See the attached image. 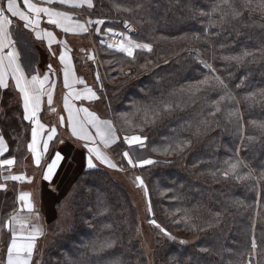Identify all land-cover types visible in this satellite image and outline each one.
<instances>
[{"label":"trees","instance_id":"obj_1","mask_svg":"<svg viewBox=\"0 0 264 264\" xmlns=\"http://www.w3.org/2000/svg\"><path fill=\"white\" fill-rule=\"evenodd\" d=\"M233 2L240 16L222 0H93L85 11L107 20L104 27L120 29L129 20L135 27L129 35L152 45L151 52L137 50L133 60L98 44L102 67L88 73L93 79L100 74L98 112L112 120L118 140L146 137L145 149L154 156L153 164L130 167L118 149L110 150L144 181L149 218L175 237L154 226L153 264H264V12L259 0ZM217 5L228 13L223 19L213 11ZM244 52L251 55L243 62L226 59ZM206 77L209 86L195 91ZM252 94L255 101L247 99ZM217 101L221 111L213 117ZM145 108L159 112L154 122L143 123ZM22 114L15 94L0 90V128L8 147L2 158L19 162L25 155L30 127ZM178 143L187 146L161 154ZM232 157L243 161L240 172L251 178L223 176L222 162ZM74 174L72 224L44 249L41 264H149L124 184L104 167L86 168L84 159ZM17 198L12 190L0 193V248Z\"/></svg>","mask_w":264,"mask_h":264},{"label":"snow or ice","instance_id":"obj_2","mask_svg":"<svg viewBox=\"0 0 264 264\" xmlns=\"http://www.w3.org/2000/svg\"><path fill=\"white\" fill-rule=\"evenodd\" d=\"M42 3L48 6H41L40 2H33V0H6L5 3L0 5V89L9 88L8 77L11 75L14 81V87L20 93L22 98L23 107V119L30 121L33 127L31 128V142L27 145L29 151L32 153L34 163L37 167L41 165V161L49 151V142L53 141L57 136L56 127L46 128V125L41 122L39 113L41 111L42 97L47 96V102L49 106L53 102V91L55 89V83H50V77L48 73H55L52 65H48V73H45L41 78L38 74L31 75L25 74L24 67L21 66L19 53L15 50V41L12 38L10 28L13 25V18H18L19 21H23L24 28L32 29L35 31L37 39L46 38L49 49L51 45L56 41L52 31L38 30L41 22V14L47 17V23L54 25L61 29L64 33H87L88 27L86 24H103V20H88L86 23H81L79 20H74L73 17L66 11H58L52 5H71L72 7H81L87 5V7H93V0H41ZM253 0H245V6L251 5ZM222 4L231 9L234 16H240L242 13L236 8L233 0H222ZM257 7L264 12V0H259ZM220 10L222 12L221 19L228 15L219 5L213 9V11ZM124 11H131L130 9H124ZM203 14V13H202ZM125 28H129L126 23ZM99 31L100 29H96ZM107 32L113 36L119 35L121 39L115 44H109V48H116L120 52L126 54L129 58L135 59V52L137 50L152 51V45L148 43H139L132 36L126 33H115L111 28L107 29ZM64 44L66 48V42H59ZM103 43V41H102ZM5 48L11 50L5 53ZM251 55V53L244 52L238 56L227 57L226 59L235 60L237 62H243L244 59ZM93 59V57H89ZM60 63L63 65V85L69 91L63 98L64 110L68 113L67 124L70 128L71 136L77 141H84L83 147L87 150V167L89 169L95 168L96 165L93 162V158L99 161L101 164H106L109 168H117V165L112 162L111 158L105 151L102 150L109 148L115 144L119 137L116 135V129L110 119H101L96 112L90 111L87 107H75L72 104V100H98L96 92L92 88L85 84L82 78H77L72 65L71 57L68 55V51H61L59 55ZM209 67L208 65H205ZM30 76V78H29ZM97 79L99 77L97 76ZM74 84L84 85L83 91H76L73 87ZM49 85L48 88L45 86ZM202 86H209V79L206 77L204 80L199 81L195 86V91H200ZM192 90L191 88L189 89ZM257 94H252L247 99L255 101ZM259 97L264 99V91L259 93ZM228 99L234 100V97L222 96L221 101ZM171 104H165L164 109L170 110ZM56 111L55 108L52 109ZM138 111H140L138 109ZM221 111L220 101L216 102L215 111L209 113L211 116H215ZM127 115V114H126ZM135 115V114H133ZM159 115V112L152 108L143 109V123L147 124L154 122L155 118ZM237 115V113L230 112L228 116L231 117ZM126 122L131 124L130 120L126 119ZM65 123L64 117H60V125ZM264 129V125L260 126ZM89 129H94V134ZM142 130V129H141ZM46 135V138H43ZM43 138V139H42ZM146 137L140 135L125 136L124 142L128 145L144 146ZM42 141V145H41ZM61 144L64 141H60ZM186 144H176L175 149L171 146L165 147L161 154H168L170 150L183 151V147ZM158 151L157 149H153ZM8 151V147L4 141L2 135H0V157ZM123 156L128 160V163L135 167L132 158L128 152H124ZM65 159L64 155L57 151L52 157L51 162L46 165V171H44L43 179L51 181L57 168L60 166L61 161ZM153 160L140 161V166L153 164ZM15 164L14 158L0 159V168L7 166L9 169ZM246 167L243 161L238 157H232L223 160L222 162V174L225 178L234 177L237 180H246L251 178V173L242 175L240 169ZM4 180L12 181H24L31 182V178L26 177L23 174L14 175L9 174L4 177ZM138 187L144 188L147 193V187L144 185V181L137 176L134 181ZM5 185L0 184V188H4ZM19 207L14 210L13 214L9 217L5 227L8 228L11 239L7 244L6 258L3 264H32V258L37 245V239L43 235V228L38 223L40 215L35 208L34 203L31 200V193L21 192L17 198ZM148 211L151 212V206ZM27 213V214H25ZM219 216V213H217ZM155 225L164 235L170 239H175L170 233L162 228L155 220L149 221ZM184 243V241H180ZM111 246V245H108ZM255 248V244L253 245ZM206 251V250H205ZM249 264L251 262L249 261Z\"/></svg>","mask_w":264,"mask_h":264},{"label":"rangeland","instance_id":"obj_3","mask_svg":"<svg viewBox=\"0 0 264 264\" xmlns=\"http://www.w3.org/2000/svg\"><path fill=\"white\" fill-rule=\"evenodd\" d=\"M29 53L33 57H36L34 54V48L31 47L30 45H29ZM28 58H30L29 55ZM86 63H87V65L85 66L86 72L90 71V69L95 66L96 68L97 66L102 67V64L100 63V58L98 56H97L96 64H94L93 59H89V57H87ZM96 68L93 69L95 70ZM102 74H104V72H102ZM96 82L99 81L96 80ZM90 84H92V82L87 81V86H89ZM77 106L78 108L87 107L91 111L96 112L98 115L100 114L98 112L100 103H98V105L96 102L88 103L85 106L84 102L82 103L77 102ZM50 109H51L50 107L45 106L44 107L45 111L42 112L41 115H43V121L49 126V128L56 127L58 135L56 136L54 142L57 147L54 148L53 150L54 151L59 150V152H61L65 156V159L60 163V168L58 169L57 172L58 175L55 181L53 182V185H47L44 183L42 185L40 183V179L41 181L43 180L42 176H43L44 166H42L35 173L36 174L35 184L33 180L32 182L25 183V185L23 186L22 192L31 193L32 202L35 205L39 206V211L41 213L39 212L40 220L38 223L43 228V235L37 239V245L32 258V264H41V257L44 249L53 241V238L56 235L65 232L71 226L72 209H71V194L69 193H72L75 190L74 184L72 183L73 182L72 178L76 174V173L74 174V171L78 169L83 159L84 162L86 161L85 158L87 159L86 155H88L87 150L83 147V144L85 142L77 141L74 137L71 136L70 128L67 124V115L65 114L64 116L65 123L63 126H61L60 117L63 116H61V114H57L56 112L51 113ZM89 130L93 132L94 129L93 130L89 129ZM62 138H65L64 140H66V143L63 144L60 143V141H63ZM122 144H124V142H120L119 140H117V142L111 145L109 148L102 149L111 158L112 162L117 165V168H109L106 164H101L99 161L95 160V158H93V162L96 166L104 167L106 170H108L112 174L114 179L124 184L126 190H128V192L130 193V196L132 197V200L138 212V219H139L138 238L141 242L142 249L144 250V252L148 257L149 264H153L154 251L157 245L156 242L157 235L156 232L154 231L155 225L149 222L151 220L149 218V215H151L152 212V211L151 212L148 211L149 206H151L149 202V196L148 193H145L144 188L138 187L137 184L134 182L137 175L133 173L131 170H128L132 165L128 163V160L123 156V153L128 152L134 164L136 163L139 165H140V161L155 160V159L153 158L154 156H152L146 151L145 143L143 147L139 145H131V146L128 145L129 151H127V148H125V146H123ZM116 149L119 150V153L123 157L125 163H128L130 167H125V168L122 167L124 165L122 163L120 164V160L118 159V157H116V155L114 156V153L113 155L111 154L110 150L114 151ZM51 152H52V148L49 151V155ZM85 167L87 168V163ZM34 170L35 168L28 169L27 176L29 177L34 176ZM19 171L21 172L23 171V174L26 173L25 168L24 170L14 168L13 170H10L9 174L18 173ZM3 181L4 180L1 179L0 184H2ZM10 190L11 189H8L5 186L4 188H0V193L2 192L5 193L6 191H10ZM53 228L55 229V231L53 230ZM7 232H9L8 228L7 230L5 229L4 232L5 234L2 239V246L0 248V262H4L6 258L7 244L10 242L11 239V236L9 238H6ZM159 236H161V234Z\"/></svg>","mask_w":264,"mask_h":264},{"label":"crops","instance_id":"obj_4","mask_svg":"<svg viewBox=\"0 0 264 264\" xmlns=\"http://www.w3.org/2000/svg\"><path fill=\"white\" fill-rule=\"evenodd\" d=\"M5 2H6V0H0V5H2ZM20 2L22 4V0H20ZM33 2H40L41 6H48L47 4L42 3L41 0H33ZM52 6L54 8H56V10H58V11L68 12L73 17L74 20H79L81 23H86V21H88V20H92V21L102 20V19H99L98 17H94V16L90 15L88 12H85L86 9H89V10L91 9V8L87 7V5H83L81 7H72L71 5L61 6L58 4H54ZM103 21L105 23L107 20H103ZM23 24H24L23 21H19L18 18H13V25L10 28V31L12 33V38L15 41V45H14L15 50L19 53V56H20L21 66L24 67V69H25V74L26 75H28V74L37 75L38 74L42 78L45 73H48V65L49 64H51L52 68L55 70L54 74L48 73L49 77H50V83L51 82L55 83V89L53 91L52 105L49 106V104L47 102V96L45 95L44 97H42L41 111L38 114L40 119H41V122L46 125V128H49V126L43 121V115H41V113L45 111L44 110L45 106L51 108L50 109L51 113H54L52 111V109L55 108L56 109L55 112L57 114H61V116H63V117L65 116V114L68 115V113L64 110V106H63V98L68 93L69 90L67 88H65L63 85V65L60 63V60H59V55H60L61 51H65V50L68 51V55L71 57V61H72V65H73L76 77L82 78L85 81L86 85H87V81L88 82L91 81L92 84H90L88 87L92 88L93 91H95L97 96L99 97V95H98V87L99 86L97 83H100V79H97V76L99 78H101V77H100L99 72L96 71L95 79L98 80L99 82L96 83V80H93V78L92 79L88 78L89 73L85 71V66L87 65V63H86L87 57H90V56L93 57V62H94V64H96L97 56L99 57L98 52H97L98 44L109 48L108 47L109 44H115L116 42H118L121 39V37L119 35L113 36L110 33H108L107 29L111 28L113 30V32H115V33H126L128 35L130 34L127 31H125V29L123 27L124 22H122L123 28H120V29L114 28L111 26H107V27L105 26L104 27L103 24L93 23L90 25L86 24V26L88 27L87 33H71V32L70 33H64L61 29L57 28L56 26L48 24L47 23V17L44 16L43 14H41V22H40L38 30L52 31L54 36L56 37V41H57V42H54L51 45V49H49L48 42H47L46 38L37 39L36 35H35V31H33L32 29L24 28ZM96 29H100V30L97 31ZM102 41H103V43H102ZM59 42H66V48H65L64 44L59 43ZM28 44L34 48V54L36 57H33L32 55H30ZM109 49L120 52L116 48H109ZM9 50H11V49L5 48L4 51L6 53ZM28 55L30 58H28ZM100 63L102 64L101 59H100ZM130 71L131 70L129 68H127L125 70L126 73H129ZM29 78H30V76H29ZM8 83H9V88L0 89V90L2 92L6 91V90L13 92L15 94L16 102L20 105V109H22V112H23L22 98L20 96L19 91L17 89H15V87H14V81L12 80L11 75H9V77H8ZM45 87L48 88L49 85H46ZM73 87L76 91H83V89H84V85H81V84H74ZM71 102L73 105H75V107L78 108L77 102L78 103L84 102L85 106L88 103H95V102L98 105L99 99L98 100H86V99L75 100V99H73ZM99 116L101 117V119H106V118L102 117L101 115H99ZM21 118H23V114L21 115ZM26 122H28L29 127H30L29 128V140L27 141V145H28L31 142V128L33 127V125L31 124L30 121H26ZM93 134H94V130H93ZM0 135H2L1 128H0ZM46 135L47 134L45 133V136L43 138H46ZM57 135H58V133H57ZM64 139L65 138H62L64 143H66V140H64ZM54 141H55V139L53 141L49 142V151L52 148V152L50 153V155L52 153L53 154L50 156L49 151H48V153L42 159L41 165L39 167H37L35 165L32 153L29 151L27 145H26L25 155L19 162L14 157H8V158H14L15 164L11 167V169H9L7 166L4 167L5 170L3 173L2 180H4L5 176L9 175L10 170H13L14 168L24 170V168H25L26 169V173H25L26 175L23 174V171L22 172L19 171L18 173H14V175L23 174L26 177L31 178V182L34 180V184H35V181H36V174L35 173H36V171L39 168H41L42 166H44V171H45L46 165L51 162L52 157H54L55 153L57 151H59V150H56V151L53 150L54 148L57 147ZM41 145H42V141H41ZM101 148L104 149L103 146H101ZM5 158L6 157H4V158L0 157V159H5ZM85 160H86L85 161V165H86L87 159L85 158ZM26 167H28V168H26ZM34 168H35L34 176H32V177L27 176V170L28 169H34ZM59 168H60V166L57 168V170H56L55 174L53 175L51 181H46L43 179L42 180L43 182H42L40 179V183L42 185H43V183L47 184V185H53V182L55 181V179L58 175L57 172H58ZM44 171H43V174H44ZM42 178H43V176H42ZM27 182H28V180H24V181H12V180L6 181V180H4L2 184L5 185L8 189L16 191L17 194L19 195L23 191V186ZM35 208L39 213L40 212L39 206L35 205Z\"/></svg>","mask_w":264,"mask_h":264},{"label":"built area","instance_id":"obj_5","mask_svg":"<svg viewBox=\"0 0 264 264\" xmlns=\"http://www.w3.org/2000/svg\"><path fill=\"white\" fill-rule=\"evenodd\" d=\"M126 23L129 25V28H125ZM123 25H124L125 31H127V32H132L134 30V26L130 21H125Z\"/></svg>","mask_w":264,"mask_h":264},{"label":"bare ground","instance_id":"obj_6","mask_svg":"<svg viewBox=\"0 0 264 264\" xmlns=\"http://www.w3.org/2000/svg\"><path fill=\"white\" fill-rule=\"evenodd\" d=\"M143 158H145V157H143Z\"/></svg>","mask_w":264,"mask_h":264}]
</instances>
